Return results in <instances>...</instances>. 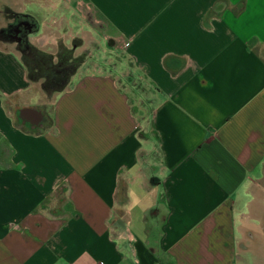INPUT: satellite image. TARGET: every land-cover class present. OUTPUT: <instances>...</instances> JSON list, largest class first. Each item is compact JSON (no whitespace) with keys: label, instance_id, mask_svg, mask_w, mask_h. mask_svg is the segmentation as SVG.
Wrapping results in <instances>:
<instances>
[{"label":"crops","instance_id":"0c3cea01","mask_svg":"<svg viewBox=\"0 0 264 264\" xmlns=\"http://www.w3.org/2000/svg\"><path fill=\"white\" fill-rule=\"evenodd\" d=\"M69 2L119 53L39 108L0 37V264H264V0Z\"/></svg>","mask_w":264,"mask_h":264},{"label":"rangeland","instance_id":"374dc122","mask_svg":"<svg viewBox=\"0 0 264 264\" xmlns=\"http://www.w3.org/2000/svg\"><path fill=\"white\" fill-rule=\"evenodd\" d=\"M1 1L4 2L0 5V21L3 23L12 12H15L13 10H18L14 7H17L20 2L15 0L16 6L13 0ZM31 1H33V5L25 7L30 11L25 19L29 24L27 40L31 47L44 52V64L40 65L32 59H30L32 62L27 63L25 58L20 55L27 69L29 81L39 95L38 107L42 108L43 105L52 103L56 94L67 86L72 73L85 65L88 59L92 63L90 66L98 64L99 67H102L105 62L103 56L109 57L119 51L110 48L103 42L102 35L105 33L94 32L95 26L88 23L87 15L83 18L82 14L70 7L72 2L69 0H64L63 13L58 16L52 15L50 12L51 0ZM38 5H42V9L46 8V19L43 18V10L39 9ZM59 50L64 56V67L60 74L56 71ZM112 62L118 63V61Z\"/></svg>","mask_w":264,"mask_h":264},{"label":"flooded vegetation","instance_id":"af4514ba","mask_svg":"<svg viewBox=\"0 0 264 264\" xmlns=\"http://www.w3.org/2000/svg\"><path fill=\"white\" fill-rule=\"evenodd\" d=\"M7 26L0 31V37L7 39L15 43V48L28 62H38L40 65L44 64V52L38 50L35 47H31L27 36L29 35V24L22 18L21 15L12 12L10 17L6 19ZM46 58V57H45ZM32 59V61H30ZM47 59V58H46ZM64 63V56L61 50L58 51V57L56 61V71L60 74ZM31 64V63H29Z\"/></svg>","mask_w":264,"mask_h":264},{"label":"trees","instance_id":"16d2710c","mask_svg":"<svg viewBox=\"0 0 264 264\" xmlns=\"http://www.w3.org/2000/svg\"><path fill=\"white\" fill-rule=\"evenodd\" d=\"M22 18L25 20L27 17L22 16Z\"/></svg>","mask_w":264,"mask_h":264},{"label":"built area","instance_id":"2783aa9c","mask_svg":"<svg viewBox=\"0 0 264 264\" xmlns=\"http://www.w3.org/2000/svg\"><path fill=\"white\" fill-rule=\"evenodd\" d=\"M124 46H126V43L124 44ZM97 264V263H96Z\"/></svg>","mask_w":264,"mask_h":264}]
</instances>
